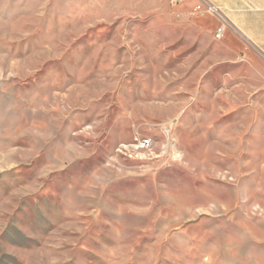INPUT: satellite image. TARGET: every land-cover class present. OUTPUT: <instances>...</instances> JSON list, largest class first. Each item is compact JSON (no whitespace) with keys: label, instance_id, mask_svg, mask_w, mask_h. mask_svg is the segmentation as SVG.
Listing matches in <instances>:
<instances>
[{"label":"rangeland","instance_id":"obj_1","mask_svg":"<svg viewBox=\"0 0 264 264\" xmlns=\"http://www.w3.org/2000/svg\"><path fill=\"white\" fill-rule=\"evenodd\" d=\"M200 1L0 0V264H264V58Z\"/></svg>","mask_w":264,"mask_h":264},{"label":"crops","instance_id":"obj_2","mask_svg":"<svg viewBox=\"0 0 264 264\" xmlns=\"http://www.w3.org/2000/svg\"><path fill=\"white\" fill-rule=\"evenodd\" d=\"M233 32L264 58V0H206ZM227 29V28H226Z\"/></svg>","mask_w":264,"mask_h":264},{"label":"built area","instance_id":"obj_3","mask_svg":"<svg viewBox=\"0 0 264 264\" xmlns=\"http://www.w3.org/2000/svg\"><path fill=\"white\" fill-rule=\"evenodd\" d=\"M179 0H171L172 3H175ZM202 6H203V9L205 11H208V12H211L213 14H215L216 16H218V18L220 19L221 21V26L217 28L216 30V33H215V36L217 38H220L221 36H223L224 34V31L226 30V28L230 27V24L227 22V20L218 12V10L210 5L208 2H206V0H201L200 1V5L198 4L197 8L199 9H202ZM135 144L137 146L135 147H138V148H145L147 146H149L150 144V139L148 138H142V137H135Z\"/></svg>","mask_w":264,"mask_h":264}]
</instances>
